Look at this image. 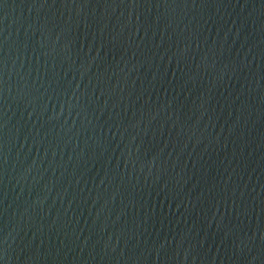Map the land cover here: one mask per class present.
Here are the masks:
<instances>
[{"label": "water", "instance_id": "1", "mask_svg": "<svg viewBox=\"0 0 264 264\" xmlns=\"http://www.w3.org/2000/svg\"><path fill=\"white\" fill-rule=\"evenodd\" d=\"M0 264H264V0H0Z\"/></svg>", "mask_w": 264, "mask_h": 264}]
</instances>
